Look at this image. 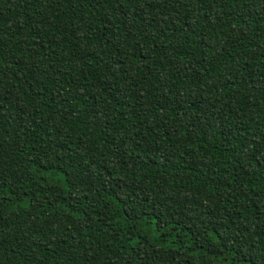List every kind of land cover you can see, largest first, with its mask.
I'll return each mask as SVG.
<instances>
[{"label":"trees","instance_id":"16d2710c","mask_svg":"<svg viewBox=\"0 0 264 264\" xmlns=\"http://www.w3.org/2000/svg\"><path fill=\"white\" fill-rule=\"evenodd\" d=\"M0 264H264V0H0Z\"/></svg>","mask_w":264,"mask_h":264}]
</instances>
